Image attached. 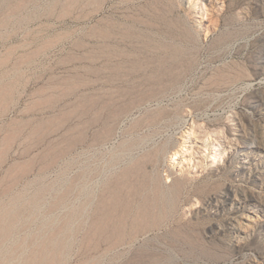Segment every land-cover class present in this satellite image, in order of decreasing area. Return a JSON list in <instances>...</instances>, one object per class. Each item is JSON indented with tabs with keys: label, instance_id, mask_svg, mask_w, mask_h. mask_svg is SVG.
I'll use <instances>...</instances> for the list:
<instances>
[{
	"label": "rangeland",
	"instance_id": "374dc122",
	"mask_svg": "<svg viewBox=\"0 0 264 264\" xmlns=\"http://www.w3.org/2000/svg\"><path fill=\"white\" fill-rule=\"evenodd\" d=\"M0 264H264V0H0Z\"/></svg>",
	"mask_w": 264,
	"mask_h": 264
},
{
	"label": "bare ground",
	"instance_id": "6f19581e",
	"mask_svg": "<svg viewBox=\"0 0 264 264\" xmlns=\"http://www.w3.org/2000/svg\"><path fill=\"white\" fill-rule=\"evenodd\" d=\"M112 186H113V184H112ZM129 188H130V186H128L126 184H121V183L117 184L116 183L112 187V190L110 189L112 191V193H110V196H107L108 198L104 196L105 200L101 204L103 208L102 207L98 208V213L95 216L96 218L93 221V223L91 224L90 230H88L90 232L91 236L96 239L94 242L96 243L97 246L100 244L101 241H104L107 239L111 240V238H114L115 236L119 237V239L120 238L123 239L125 237V235H123V233H124V231H126L127 222L130 219L132 221L134 218V216H132V214H131L130 202H129V200H127V195L125 194V192L127 194L129 193V190H128ZM132 189L133 188L131 187V190ZM156 189H157V187H156ZM101 202H99V203H101ZM142 202L145 203L146 201H142ZM137 210H139V212L141 210L142 211L141 214L143 213L142 215L146 214L145 210H143V207L138 208ZM136 218H137V216H136ZM134 220H133V222H134ZM135 223H136V221H135ZM135 223H133V224H135ZM90 239L87 238V240H89V241H90Z\"/></svg>",
	"mask_w": 264,
	"mask_h": 264
}]
</instances>
